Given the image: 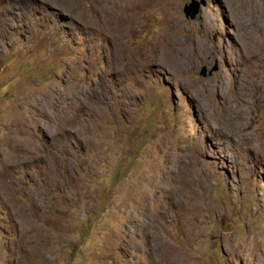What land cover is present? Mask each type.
<instances>
[{"label": "rangeland", "instance_id": "374dc122", "mask_svg": "<svg viewBox=\"0 0 264 264\" xmlns=\"http://www.w3.org/2000/svg\"><path fill=\"white\" fill-rule=\"evenodd\" d=\"M190 1L0 0V264H264V0Z\"/></svg>", "mask_w": 264, "mask_h": 264}, {"label": "water", "instance_id": "95a60500", "mask_svg": "<svg viewBox=\"0 0 264 264\" xmlns=\"http://www.w3.org/2000/svg\"><path fill=\"white\" fill-rule=\"evenodd\" d=\"M203 1H197V0H191L190 3L185 4L183 7V13L185 15V18H189L191 20H194L196 16L200 13L201 6H204ZM216 70V68L213 69V71ZM201 76H205L206 72L205 69H203L200 73Z\"/></svg>", "mask_w": 264, "mask_h": 264}, {"label": "bare ground", "instance_id": "6f19581e", "mask_svg": "<svg viewBox=\"0 0 264 264\" xmlns=\"http://www.w3.org/2000/svg\"><path fill=\"white\" fill-rule=\"evenodd\" d=\"M171 18V17H170ZM171 20V19H170ZM163 37H165V39H163L162 40V38H161V40L159 41V42H157L156 40L155 41H153L155 44H157V48L159 47V48H167L168 47V43H167V36H166V34L164 33V36ZM159 45V46H158ZM154 50V49H153ZM155 52H157L156 50H155ZM151 53V52H150Z\"/></svg>", "mask_w": 264, "mask_h": 264}]
</instances>
